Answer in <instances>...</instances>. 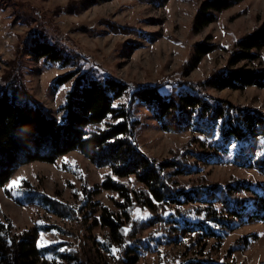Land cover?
I'll list each match as a JSON object with an SVG mask.
<instances>
[{"label": "trees", "instance_id": "trees-1", "mask_svg": "<svg viewBox=\"0 0 264 264\" xmlns=\"http://www.w3.org/2000/svg\"><path fill=\"white\" fill-rule=\"evenodd\" d=\"M244 1H202L194 18V31L215 23L217 14ZM9 2L16 12L26 7L37 21L38 18L43 20L46 29L53 30V37L43 30H35L26 48L25 36H18L14 59L8 63L11 70L0 78V188L21 165L53 164L71 152L80 151L95 166L110 170L103 176L100 187L117 195L112 199L114 209L104 207L96 211L100 213L94 225L106 231L102 243L106 252L135 242L138 249L132 250L126 264L138 263L139 249H151L143 235L147 230L163 232L161 238L171 245L178 244L183 235L199 241L219 237L217 231L231 228L232 223L249 210L251 201L247 193L259 202L249 218L264 222L263 193L237 178L223 184L199 173L200 162H209L208 158H215L217 153L235 152L234 165L264 175V156L260 155L264 152V114L245 111L207 92L251 86L264 89V69L255 72L218 70L197 83L167 76L155 86L144 87L113 77L98 79L82 70L79 53L68 47L69 42L39 11L23 3ZM107 25L115 34L133 33L125 26ZM25 49L29 56L48 64L75 68L53 82V87L58 88L74 80L61 107L64 116L60 121L39 107L26 88L22 72ZM215 49V45L196 46L195 62ZM234 50L229 59L230 67L246 60L264 65L260 56L264 51V22L238 40ZM166 88L169 93H163ZM136 104L146 106L166 132L176 134L190 129L197 135L191 143L199 145L201 150L205 141L212 140L211 150L205 154L190 143L172 152L169 159L158 161L149 157L138 141L142 123L134 113ZM187 177L190 179L183 180ZM135 182L141 188H134ZM42 205L59 218H76L75 209L58 200L43 197ZM86 206L89 207L86 214L90 216L93 211ZM136 211H147L148 215L135 218ZM195 217L199 220L193 219ZM36 233L26 230L16 234L9 220L0 221V264H37L43 254L58 255L69 264H82L76 254L63 253L57 245L39 248ZM181 264L211 263L195 258Z\"/></svg>", "mask_w": 264, "mask_h": 264}, {"label": "rangeland", "instance_id": "rangeland-1", "mask_svg": "<svg viewBox=\"0 0 264 264\" xmlns=\"http://www.w3.org/2000/svg\"><path fill=\"white\" fill-rule=\"evenodd\" d=\"M11 1L39 11L47 23L56 26L58 33L69 42L68 47L79 53L82 70L98 79L113 77L132 86L144 87L155 86L167 76L197 83L218 70L255 72L264 69L261 62L250 60L229 66L235 43L264 22V0H245L217 14L215 23L199 32L194 31V18L205 0ZM12 4L9 0H0V78L11 70L8 63L14 59L18 36H25L26 48L35 30H43L53 37V30H47L43 20L38 18L37 21L26 7L16 12ZM108 23L125 26L133 33L115 34ZM200 44L215 45L216 49L195 62L196 46ZM29 54L25 49L22 72L26 88L39 107L60 121L64 116L61 107L74 80L58 88L53 87V82L75 68L48 64ZM260 56L264 60V51ZM169 92L163 89V93ZM207 92L245 111L264 114V89L251 86ZM133 109L142 123L139 145L155 160L169 159L172 152L185 148L197 137L190 129L176 134L164 131L143 104H136ZM210 143L212 140L205 141L203 150L194 143L191 147L207 154L211 150ZM234 153H217L215 158H208L209 162H200L199 173L223 184L237 178L264 194V175L234 165ZM109 171L95 166L80 151L71 152L53 164L21 165L0 188V221L9 220L16 234L36 231L39 248L57 245L63 253L76 254L82 264H126L132 250L138 249L135 242L106 252L102 244L106 231L94 225L100 213L96 211L104 207L114 209L112 199L117 195L100 187L103 176ZM19 177L24 179L13 186L11 182ZM133 187L141 188L139 184ZM43 197L74 208L76 218H59L49 212L42 205ZM246 197L251 201L249 210L236 219L231 228L217 231L219 237L199 241L183 235L178 244L171 245L161 238L163 232L156 233L155 229L143 232L151 249H139L137 264H181L195 258L211 264H264V222L249 218L259 202L250 193ZM86 205L93 211L90 216L86 214V210L89 211ZM145 215L147 211L134 213L135 218ZM193 219L199 220L198 217ZM37 264H69V261H62L58 255L43 254Z\"/></svg>", "mask_w": 264, "mask_h": 264}, {"label": "snow or ice", "instance_id": "snow-or-ice-1", "mask_svg": "<svg viewBox=\"0 0 264 264\" xmlns=\"http://www.w3.org/2000/svg\"><path fill=\"white\" fill-rule=\"evenodd\" d=\"M202 139H203V137H202ZM260 155H261V156H264V152L260 153ZM22 179H24V178H23V177H19V178H17V180H13V181L11 182V184H12L13 186H18V180H22Z\"/></svg>", "mask_w": 264, "mask_h": 264}]
</instances>
